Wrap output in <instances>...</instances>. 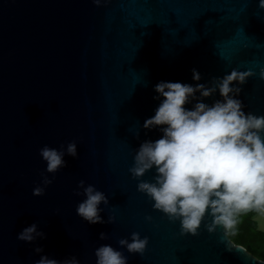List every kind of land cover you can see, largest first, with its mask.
<instances>
[{
	"label": "water",
	"instance_id": "95a60500",
	"mask_svg": "<svg viewBox=\"0 0 264 264\" xmlns=\"http://www.w3.org/2000/svg\"><path fill=\"white\" fill-rule=\"evenodd\" d=\"M232 69L254 73L235 86L244 111L264 115L259 0H0V264H35L42 255L96 264L103 244L127 264H264L223 226L209 233L208 215L198 235H181L179 221L155 210L129 172L141 143L162 136L159 127L143 128L162 99L154 86H211ZM217 99L218 90L204 102ZM73 141L76 157L66 153ZM45 145L65 150L55 174L40 155ZM43 175L53 182L35 196ZM153 177L154 169L140 179ZM80 180L108 197L99 206L105 223L76 214L86 198ZM33 223L44 238L18 240ZM133 232L149 238L143 255L118 244Z\"/></svg>",
	"mask_w": 264,
	"mask_h": 264
},
{
	"label": "clouds",
	"instance_id": "9594fccd",
	"mask_svg": "<svg viewBox=\"0 0 264 264\" xmlns=\"http://www.w3.org/2000/svg\"><path fill=\"white\" fill-rule=\"evenodd\" d=\"M99 5V0H95ZM264 9V0H259ZM193 79L199 81L200 73L193 69ZM254 75L251 70L237 71L221 77H213L211 86L161 81L154 86L158 93L156 99L161 102L155 114L144 121L143 128L159 127L162 136L141 143L135 152L134 164L129 169L131 176L137 179V190L145 193L154 201L153 208L164 213L169 221L180 223V233L198 235L205 216L211 222L205 225L209 233L217 226L224 230L235 227L238 217L249 212L264 214V115L245 112L240 100L243 85L248 77ZM264 78V69L260 71ZM217 90L222 99L213 103L204 102V98L213 96ZM199 93V96L196 94ZM191 109L186 105L192 103ZM66 153L77 156L75 141L67 144ZM40 155L46 161V172L55 174L66 166L65 150L45 145ZM154 169L152 181L140 179L146 172ZM43 175L42 185L33 189V195L42 196L45 187L52 183ZM78 189L86 197L76 207V214L90 224L105 223L99 206L109 204L108 197L94 185L85 186L80 180ZM76 195H81L79 190ZM151 221L150 215L146 216ZM108 223L114 217L108 216ZM45 234L38 231L36 223L25 227L17 239L33 242ZM101 240L107 234L100 233ZM149 238H141L140 233H131V242L121 238L118 244L126 247L132 254L143 255ZM35 252L43 251L36 247ZM96 264H127V257L109 244L95 249ZM35 264H80L72 256L58 261L42 255Z\"/></svg>",
	"mask_w": 264,
	"mask_h": 264
},
{
	"label": "trees",
	"instance_id": "16d2710c",
	"mask_svg": "<svg viewBox=\"0 0 264 264\" xmlns=\"http://www.w3.org/2000/svg\"><path fill=\"white\" fill-rule=\"evenodd\" d=\"M257 212H250L238 217L235 227L228 230L232 240L244 245L258 257L264 259V230L255 219Z\"/></svg>",
	"mask_w": 264,
	"mask_h": 264
},
{
	"label": "rangeland",
	"instance_id": "374dc122",
	"mask_svg": "<svg viewBox=\"0 0 264 264\" xmlns=\"http://www.w3.org/2000/svg\"><path fill=\"white\" fill-rule=\"evenodd\" d=\"M255 219L258 221L259 227L264 230V214L258 213Z\"/></svg>",
	"mask_w": 264,
	"mask_h": 264
}]
</instances>
